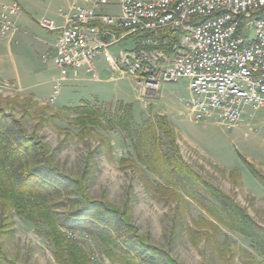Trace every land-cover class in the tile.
<instances>
[{
	"label": "rangeland",
	"instance_id": "rangeland-1",
	"mask_svg": "<svg viewBox=\"0 0 264 264\" xmlns=\"http://www.w3.org/2000/svg\"><path fill=\"white\" fill-rule=\"evenodd\" d=\"M12 1L20 4L21 12L16 16L19 31L7 37L0 34L2 96L30 99L53 109L82 102L104 103L109 109L117 102L132 103L138 124L148 116L163 114L177 133L186 161L208 181L235 197L264 226V184L247 164L250 162L264 174V110L254 112V117L245 114L239 125L229 130L215 120L198 121L188 106L191 90L187 80L166 83L156 97H143L132 77L109 80L103 60L97 61L95 72L82 69L78 78L69 74L71 78L62 82L52 56L43 59V55L51 52L49 44L55 41L57 32L43 28L40 22L46 18L60 25L70 6L84 0H0V9L2 4ZM104 10L119 15L120 0H109ZM243 35L253 40L254 27ZM134 46L135 40L129 37L112 46L111 51L118 53ZM57 85L59 95L51 101ZM2 104L23 120L30 133H36L50 144L61 169L73 175L87 174L93 196L105 195L114 204L123 205L131 187L133 222L142 234L163 245L183 264H259L262 258L251 241L223 226L213 238L201 236L198 240L200 233L210 230L199 228L195 221L210 216L187 196L181 204L162 200L154 188L158 178L143 165L140 171L124 167L121 161L133 149L132 141L122 131L96 128L93 136L81 140L76 136L80 129L74 124L73 113L53 125L44 123L39 127L36 108L30 106L31 113L26 114L22 103L15 105L4 100ZM66 130L73 131L74 135L66 137ZM103 139L106 144L102 143ZM11 227L13 234L1 239L11 257L21 264H58L43 231L15 213ZM71 236L89 253L92 264H120L104 254L97 239L82 231H75ZM225 245L233 252L231 261H223L217 253Z\"/></svg>",
	"mask_w": 264,
	"mask_h": 264
},
{
	"label": "trees",
	"instance_id": "trees-1",
	"mask_svg": "<svg viewBox=\"0 0 264 264\" xmlns=\"http://www.w3.org/2000/svg\"><path fill=\"white\" fill-rule=\"evenodd\" d=\"M161 41L158 46L171 51L179 33L160 29L143 33ZM164 42V44H162ZM22 103L26 114L30 106L39 112V127L53 125L75 115L76 134L84 140L95 129L122 131L132 141V153L122 159L124 167L140 171V165L155 175V190L162 200L177 201L184 197L201 206L210 218L195 221L211 239L221 227L234 231L251 241L264 264V226L259 224L235 197L208 181L184 158L176 131L163 114L148 116L141 123L135 121L132 103L117 102L113 109L104 103L82 102L72 107L53 109L40 106L37 101L4 97L0 94V264H21L11 257L1 239L13 234V213L43 231L53 247L58 264H92L89 253L70 235L82 231L97 239L104 254L120 264H183L163 245L140 232L131 218L132 188L127 191L123 205L111 202L107 196L95 197L89 190L87 174L73 175L61 169L51 146L36 133H30L21 118L3 104ZM66 137L74 135L66 130ZM106 144L105 139L102 141ZM94 155H90L92 159ZM254 175L264 184V174L247 161ZM87 172V171H86ZM202 236V237H201ZM198 244V243H197ZM217 244V243H216ZM223 261H231V248L217 249Z\"/></svg>",
	"mask_w": 264,
	"mask_h": 264
},
{
	"label": "built area",
	"instance_id": "built-area-1",
	"mask_svg": "<svg viewBox=\"0 0 264 264\" xmlns=\"http://www.w3.org/2000/svg\"><path fill=\"white\" fill-rule=\"evenodd\" d=\"M108 4L84 0L70 6L60 25L41 20L43 28L57 32L43 59L52 56L60 81L69 74L78 78L82 69L93 73L103 60L109 80L132 77L143 97H156L166 83L187 80L188 106L198 121L215 120L229 130L245 114L264 110V0H120L119 15L105 12ZM19 12L17 1L1 5L3 37L19 31ZM252 26L255 38L247 40L243 33ZM160 29L179 33L171 51L158 47L155 36H142ZM129 37L133 49L111 51ZM59 91L55 86L51 101Z\"/></svg>",
	"mask_w": 264,
	"mask_h": 264
},
{
	"label": "crops",
	"instance_id": "crops-1",
	"mask_svg": "<svg viewBox=\"0 0 264 264\" xmlns=\"http://www.w3.org/2000/svg\"><path fill=\"white\" fill-rule=\"evenodd\" d=\"M15 35V34H14ZM254 117V116H253Z\"/></svg>",
	"mask_w": 264,
	"mask_h": 264
}]
</instances>
